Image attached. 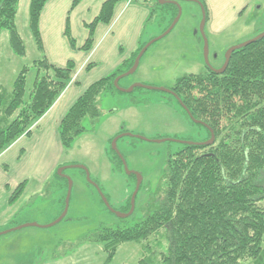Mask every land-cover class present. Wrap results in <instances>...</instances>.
<instances>
[{"label": "rangeland", "instance_id": "374dc122", "mask_svg": "<svg viewBox=\"0 0 264 264\" xmlns=\"http://www.w3.org/2000/svg\"><path fill=\"white\" fill-rule=\"evenodd\" d=\"M121 2L125 5L122 15L131 7L124 22L137 8L149 10L141 23L134 52L165 34L180 10L181 17L170 34L151 45L132 75L126 76L130 70L126 67L127 60L122 62L120 55V50L125 53L124 58L129 54L131 35L110 56L103 54L101 59H94L96 67L85 72L89 78L81 80L85 90L100 78L121 74L119 77L123 78L116 87L119 92L99 97L101 117L96 120L87 117L83 121L85 133L70 149L63 148L60 165L51 181L44 188L32 182L31 196L27 197L29 190H26L14 208L16 211L9 213L6 223L16 215L11 227L0 232V264H141L148 257L153 259L167 246L164 232L146 241L121 246L111 262L106 261L101 246L86 245L84 241L104 226L119 224L116 213H129L139 182L135 210L128 221L137 223L152 214L164 198L163 184L171 156L184 148L185 143H206L208 129L192 122L178 99L161 89H170L189 75H204L208 73L207 67L220 68L231 48L264 34V0H120L117 4ZM30 3L31 0H20L17 15L26 55L13 53L8 31H3L0 38V84L12 88L23 69L29 68L26 102L36 80L35 61L46 56L51 64L60 66L72 60L74 70H79L83 54H76L75 50L85 48L88 42L82 40V33L87 31L91 38L87 50L82 49L84 54L100 45V29L94 27L90 34L89 26L96 13L88 7L93 0H50L42 12L43 51H40L29 28ZM82 20L87 22L86 28L81 24L79 29ZM110 22L99 23L102 24L99 27ZM213 22L224 33L213 35ZM111 37L109 34L107 41L101 43L103 49L112 41ZM115 46L113 43L112 47ZM136 85L155 90L122 91ZM221 127L222 130L228 127L225 118ZM70 183L68 211L59 221L66 209ZM26 225L29 226L15 230Z\"/></svg>", "mask_w": 264, "mask_h": 264}, {"label": "trees", "instance_id": "16d2710c", "mask_svg": "<svg viewBox=\"0 0 264 264\" xmlns=\"http://www.w3.org/2000/svg\"><path fill=\"white\" fill-rule=\"evenodd\" d=\"M49 1L30 3L29 28L40 51V20ZM119 1L104 3L89 26L91 35L97 24L111 21ZM19 4L20 0H0V38L8 31L13 53L25 56L26 46L17 25ZM90 42L91 38L83 47L85 51ZM146 45L126 62L128 71ZM34 67L37 75L29 101H25L29 68L23 69L12 88L0 84V155L22 137L30 136L72 83L73 62L57 67L44 56ZM119 75L91 85L69 109L59 129L64 149H70L85 133L83 121L87 117H101L99 97L119 92L115 86ZM169 90L179 98L192 122L208 129L206 143L211 132L215 143H185L171 156L164 198L152 214L137 223L120 219L118 225L102 227L84 243L101 246L106 261L111 262L121 246L164 232L167 246L155 259L148 257L141 264H264V38L235 51L223 74L189 75ZM224 118L228 127L222 130ZM23 187L24 183L11 201L21 196ZM130 209L131 202L128 212Z\"/></svg>", "mask_w": 264, "mask_h": 264}, {"label": "crops", "instance_id": "0c3cea01", "mask_svg": "<svg viewBox=\"0 0 264 264\" xmlns=\"http://www.w3.org/2000/svg\"><path fill=\"white\" fill-rule=\"evenodd\" d=\"M108 0H93L91 6L89 5L88 10L95 9V17L93 20H96L102 11L104 3ZM145 2L149 0H143ZM121 4V5H120ZM118 5V6H117ZM113 11V17L111 19L110 25L104 27H99L102 24H97L99 28V47L98 49L90 50L89 53L84 54L82 50L83 47L75 50L76 54H83L80 58L79 70H75L73 73L72 83L66 93L57 101V103L51 108V110L41 119L39 125L32 131L30 136H25L19 139L15 144H13L8 150H6L2 155H0V232L11 227L13 221H11L16 214L11 217L9 222H5L8 219L9 213L15 212L14 208L20 202V198L24 195L26 190H29L27 197L31 196L30 184L35 181L36 187L44 188L47 185L54 174L55 169L59 167V162L63 154V147L60 142L59 129L62 119L65 117L69 109L73 104L84 94V92L94 83L104 79L100 78L96 82L92 83L86 90V86H83L82 82L85 80L87 74L85 72H90L96 64L94 59H101L100 57L103 54L110 56L111 52H116L119 49V44H121L124 39L129 38L131 35V44L129 46V54L124 58L125 53L123 50H120L121 61H130L129 58H132L136 52L134 49L137 47V41L139 37V31L141 30V23L143 19L149 15L148 9L137 8L133 10L130 18H124L127 16L128 9L122 15V10L125 8L124 4H117ZM142 13L143 17L137 25L136 21L140 18ZM212 13V11H211ZM215 12H213L214 14ZM225 13H228L227 11ZM42 18V15H41ZM86 28L87 22L85 20L80 21L79 29ZM212 23V33L213 35H221L224 31L220 28H216ZM215 26V27H214ZM214 27V28H213ZM40 29H41V20H40ZM110 32V33H109ZM62 38L63 30L59 32ZM42 34V31H41ZM112 36V41L103 49L101 43H105L108 39V36ZM82 40L86 42L89 39V34L87 31L82 33ZM117 38L119 41H117ZM43 39V36H42ZM115 44V47H112V44ZM83 44V46H85ZM138 52V51H137ZM76 57H79V55ZM50 62V59H48ZM96 60V61H97ZM126 61V62H127ZM68 62L75 61H66L63 65H56L57 67H65ZM51 63V62H50ZM90 67V69H88ZM89 78V76H87ZM82 80V82H81ZM71 83V84H72ZM24 183V190L19 198L11 201L13 194L16 190Z\"/></svg>", "mask_w": 264, "mask_h": 264}, {"label": "water", "instance_id": "95a60500", "mask_svg": "<svg viewBox=\"0 0 264 264\" xmlns=\"http://www.w3.org/2000/svg\"><path fill=\"white\" fill-rule=\"evenodd\" d=\"M172 2H174V1H172ZM180 17H181V10H180V12H179V14H178L177 19H175V21L173 22V24L171 25V27L168 29V31H166L165 34H163L161 37H159V39L152 41L151 43L147 44V45L143 48V50L140 52V54H139L138 57L136 58L133 67H132V68L130 69V71L126 74V76L132 75V74H134V73L138 70L139 65H140V60H141L142 56H143V55L146 53V51L151 47V45H153L155 42H157V41L160 40V39H163L165 36H167L168 34L171 33V31L174 29V27H175V26L177 25V23L179 22ZM262 38H264V34L261 35V36H259V37H257V38H255V39H253V40H251V41H249V42H247V43H245V44H243V45H241V46L231 48V49L228 51V53H227L225 66H224L221 70H215V69H213L212 71L216 72L217 74H223V73L225 72V70H226V67L228 66V64H229V62H230L231 55H232L235 51H237V50H239V49H241V48H243V47H247V46H249V45H251V44L257 42L258 40H260V39H262ZM122 78H123V77L121 76V77H118V78L115 80V86H116L117 88H118L119 82H120V80H121ZM136 88H146V89H148V90H155V89H153V88H149V87H144V86L136 85V86H134V87H132V88H130V89H128V90H122V91L125 92V93H132ZM161 90H162V92L171 93V91H170L169 89H164V90L161 89ZM176 98H177V97H176ZM177 99H178V101H179V98H177ZM182 107H183V106H182ZM183 109H185V108L183 107ZM191 119L193 120L192 117H191ZM194 121H195V120H194ZM195 122L197 123V121H195ZM198 123H199V122H198ZM211 133H212L211 139L206 143V145H208V146L213 145V144L215 143V140H216L214 133H213V132H211ZM116 143H117V141L114 143V148H115V149H116ZM125 165H126V164H125ZM127 170H128V169H127ZM128 174H132V173L128 171ZM139 186H140V182H139V184H138V186H137V189H136V191H135V193H134V195H133V197H132V201H131V209H130L129 213H127V214H117V213H116V215H117V217H118L119 219H124V220H125V219H128V218L131 217L132 214L134 213V210H135V200H136V196H137V193H138V191H139V188H140ZM70 196H71V183H70V186H69V193H68L67 200H66V209H65V211H64V213H63V215H62V217H60L59 221H61V220L66 216V214H67L68 206H69V202H70ZM105 201H106V200H105ZM105 203L107 204V202H105ZM107 206L109 207L108 204H107ZM27 226H29V225H26V226H23V227H19V228L15 229V230H18V229H21V228H24V227H27ZM33 226H34V225H33ZM8 232H11V231H8ZM8 232H5V233H8ZM3 234H4V233H3Z\"/></svg>", "mask_w": 264, "mask_h": 264}, {"label": "flooded vegetation", "instance_id": "af4514ba", "mask_svg": "<svg viewBox=\"0 0 264 264\" xmlns=\"http://www.w3.org/2000/svg\"><path fill=\"white\" fill-rule=\"evenodd\" d=\"M227 56V55H226ZM225 63H226V59H225V61H224V64L220 67V68H218V69H215V70H221L224 66H225ZM207 72L209 73V72H214V71H212L213 70V68L212 67H207ZM171 91V93H168V94H170V95H172V96H174L175 98H176V96H175V93L172 91V90H170ZM179 102V101H178ZM181 105V104H180ZM182 106V105H181ZM184 110V112L186 111L185 109H183ZM187 115V114H186ZM187 117L189 118V119H191L188 115H187Z\"/></svg>", "mask_w": 264, "mask_h": 264}]
</instances>
